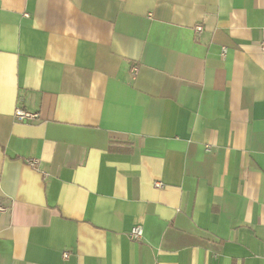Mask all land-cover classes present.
I'll return each mask as SVG.
<instances>
[{"label": "crops", "instance_id": "obj_1", "mask_svg": "<svg viewBox=\"0 0 264 264\" xmlns=\"http://www.w3.org/2000/svg\"><path fill=\"white\" fill-rule=\"evenodd\" d=\"M263 29L264 0H0V264H264Z\"/></svg>", "mask_w": 264, "mask_h": 264}, {"label": "built area", "instance_id": "obj_2", "mask_svg": "<svg viewBox=\"0 0 264 264\" xmlns=\"http://www.w3.org/2000/svg\"><path fill=\"white\" fill-rule=\"evenodd\" d=\"M201 31H202V27L200 25L195 26V32L199 33ZM259 47H260L261 52L264 55V29L262 30V37H261V40H260V43H259ZM225 51H226V49L223 48L222 49V55L225 54ZM137 73H138V67L135 66V65L132 66L130 68V71H129L130 77L131 78H135ZM14 117L19 122H29V121H33V120L37 119L38 116H37V114L26 113V112L22 111L21 109H15ZM30 164L32 166H35L36 161H31ZM160 186H161L160 183H156L155 184V187H157V188H159ZM7 210H8V208L6 206H3L0 203V214L3 213V212H6ZM128 238L131 241H134V242H137V241L141 240V238H142V228L140 226H135V227L131 228V230L128 233ZM67 257H68L67 254H63V258L64 259L67 258Z\"/></svg>", "mask_w": 264, "mask_h": 264}]
</instances>
